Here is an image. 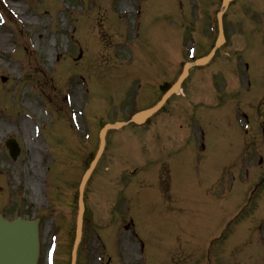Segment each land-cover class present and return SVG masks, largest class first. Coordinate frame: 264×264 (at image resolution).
I'll return each mask as SVG.
<instances>
[{
	"label": "rangeland",
	"instance_id": "rangeland-1",
	"mask_svg": "<svg viewBox=\"0 0 264 264\" xmlns=\"http://www.w3.org/2000/svg\"><path fill=\"white\" fill-rule=\"evenodd\" d=\"M6 1L20 5L24 14L13 19L0 2V14L6 23L12 22L0 27V35L7 40L6 48L0 49V210L8 219L40 218L38 264H45L52 235L57 237L56 264H69L77 187L96 150L98 131L105 122L123 119L119 106L134 99L137 80L126 73L144 68L149 78L160 75L158 83L171 82L186 62L184 48L192 44L198 56L208 51L211 41L206 38L202 49L192 25L215 22L220 0ZM249 1L234 3L224 20L231 25L250 22L248 38L241 37V43L237 38L236 44L248 39L253 49H243L245 54L264 57V5H254L261 18L252 22ZM236 48L239 52L242 46ZM11 50H16L14 55ZM171 54L183 56L173 59L174 76H162L169 69ZM235 61L244 68L237 57ZM263 64L264 58L259 61ZM118 71L129 79L124 86V82L116 84ZM80 81L85 85L78 87ZM198 88L186 96L184 83L182 92L164 110L163 121L158 116L142 129L126 127L110 133V150L103 154L86 193L77 264H264V188L253 192L250 202L231 190L245 176L238 147L243 137L236 118H222L214 145L210 139L216 161L213 169L207 168V158L189 147L197 145L195 127L202 124L193 109L200 101ZM67 93L70 106L63 101ZM221 93L218 89L217 94ZM148 95L142 94L137 108L155 102L157 97ZM137 108H128V115ZM71 112H83L78 118L82 131L70 125ZM22 120L30 136L33 125L41 127L39 151L28 149L31 137L25 139ZM251 123L258 136L255 121ZM256 135L252 151L257 154L261 149L263 155L264 145ZM9 138L20 145L16 160L5 148ZM180 156L188 162L181 164ZM263 170L256 169L252 179L263 176ZM130 221L142 262L137 240L125 230Z\"/></svg>",
	"mask_w": 264,
	"mask_h": 264
},
{
	"label": "water",
	"instance_id": "water-1",
	"mask_svg": "<svg viewBox=\"0 0 264 264\" xmlns=\"http://www.w3.org/2000/svg\"><path fill=\"white\" fill-rule=\"evenodd\" d=\"M176 90L177 86H175L171 90V92H174ZM171 92L163 97L161 103L164 102V100L167 98V96H169ZM157 108L158 107H156L155 109ZM155 109L141 114L140 119H145L150 114H152ZM93 166L94 162L90 166V170L87 172L80 186V197L78 203L79 211L77 217L76 240L74 247H76L80 237L82 214L81 194L86 178L90 174ZM37 251L38 241L36 223H27L20 221L9 223L5 221L0 215V264H36Z\"/></svg>",
	"mask_w": 264,
	"mask_h": 264
},
{
	"label": "bare ground",
	"instance_id": "bare-ground-1",
	"mask_svg": "<svg viewBox=\"0 0 264 264\" xmlns=\"http://www.w3.org/2000/svg\"><path fill=\"white\" fill-rule=\"evenodd\" d=\"M8 5L11 7L13 12L16 11L18 15H20V14L22 15V11H21V7L20 6L13 5L11 3H8ZM26 23H35V22H26ZM4 43H5V39L0 36V49H5L6 48ZM21 128H22V130L24 132L25 138H27V136L31 137L30 134H28L29 130H28L27 123L24 122L23 120L21 122ZM31 135H33V134H31ZM28 147H29L30 150H33V151L38 150L39 151V143H38V141H36V143L28 142Z\"/></svg>",
	"mask_w": 264,
	"mask_h": 264
},
{
	"label": "flooded vegetation",
	"instance_id": "flooded-vegetation-1",
	"mask_svg": "<svg viewBox=\"0 0 264 264\" xmlns=\"http://www.w3.org/2000/svg\"><path fill=\"white\" fill-rule=\"evenodd\" d=\"M263 106V105H262ZM263 109H264V106H263ZM262 117L264 118V110L262 111ZM263 132H264V129H263Z\"/></svg>",
	"mask_w": 264,
	"mask_h": 264
}]
</instances>
